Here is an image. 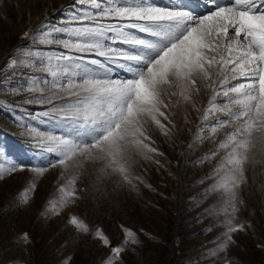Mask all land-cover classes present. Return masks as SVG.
I'll use <instances>...</instances> for the list:
<instances>
[{
	"label": "snow or ice",
	"instance_id": "obj_1",
	"mask_svg": "<svg viewBox=\"0 0 264 264\" xmlns=\"http://www.w3.org/2000/svg\"><path fill=\"white\" fill-rule=\"evenodd\" d=\"M202 2L203 13L155 0H73L60 23L45 15L20 34L22 43L0 65V95L40 105L44 110L34 119L53 118L69 129L32 136L43 151L55 154L46 166L29 169L0 149V179L32 173L18 194L20 206L29 203L50 169H60L61 182L58 199L41 212L45 219L77 207L89 190L102 203L124 191L139 194L140 185L151 188L137 169L144 162L160 165L157 157L164 154L155 146L154 132L183 145L182 157L207 143L211 147L192 163L211 165L197 181L203 199L196 207L212 203L196 222L211 218L204 232L222 231L208 242L212 247L202 246L200 259L236 264L230 255L235 234L252 227L239 219L247 172L264 165V0ZM115 67L127 75L114 77ZM184 130L191 133L187 142L180 139ZM66 227L72 237L109 249L102 264H124V255L143 245L142 235L151 238L143 228L119 224L121 239L113 244L102 227H91L72 211ZM16 239L23 247L31 242L27 232ZM257 247L264 249V243ZM72 259L67 255L61 264Z\"/></svg>",
	"mask_w": 264,
	"mask_h": 264
},
{
	"label": "rangeland",
	"instance_id": "obj_2",
	"mask_svg": "<svg viewBox=\"0 0 264 264\" xmlns=\"http://www.w3.org/2000/svg\"><path fill=\"white\" fill-rule=\"evenodd\" d=\"M155 2L160 6L184 4L201 13L207 10L202 0ZM72 3L73 0H0V65L6 63L3 59L5 54L22 43L20 34L23 31L35 28L45 15L52 23H60L66 18V10ZM112 75L119 78L127 73L115 67ZM0 105V149L6 157L29 169L46 166L53 161L55 154L43 151L32 136L67 132L66 124L49 117L34 119V114L44 109L35 103H24L22 97L0 95ZM179 111L182 114L184 109L181 107ZM189 119L194 121L195 113ZM177 121L182 123L179 115ZM22 125H30L31 129ZM153 136L155 146L164 155L157 157L160 165L144 162L143 167L137 169L145 182L151 185V188L140 185L139 194L124 191L112 201L97 203L89 190L77 207L45 219L41 212L47 202L59 197L60 169H50L38 180L26 206H20L17 198L28 185L32 173L18 172L0 179V264H61L67 255L73 257L71 264H102L109 255V249L87 237H72V230L66 227L68 211L82 216L91 227H102L113 244L121 239L119 224L137 230L143 228L149 233L151 238L141 236L142 246L124 255V264H210L200 259L204 251L202 246L208 244L212 247L208 242L222 229L218 227L211 233L204 232L212 223L211 218L201 223L196 219L212 201L200 207L196 204L203 199L197 195L202 188L197 181L211 165L197 166L192 161L211 145L206 143L182 157L180 152L184 146L179 142L174 146L158 132ZM190 138L191 133L187 130L181 133L180 139L185 142ZM177 160L180 161L179 166ZM247 176L249 183L242 192L246 206L241 209L239 219L251 222L252 227L235 234L236 244L231 247L230 255L236 264H264V249L257 247L258 243H264V165H258L255 172L250 168ZM84 184L90 188L91 181L85 180ZM192 197L196 199H190ZM22 232L31 237L26 247L16 239Z\"/></svg>",
	"mask_w": 264,
	"mask_h": 264
}]
</instances>
